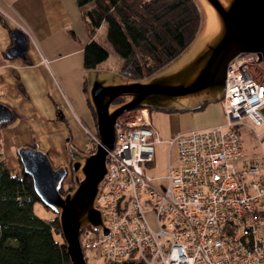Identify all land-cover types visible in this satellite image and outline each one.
Returning <instances> with one entry per match:
<instances>
[{
	"label": "built area",
	"instance_id": "1",
	"mask_svg": "<svg viewBox=\"0 0 264 264\" xmlns=\"http://www.w3.org/2000/svg\"><path fill=\"white\" fill-rule=\"evenodd\" d=\"M261 63L255 52L227 62L224 122L170 137L177 163H168L162 176L145 172L159 140L149 108L117 116L96 199L108 232L84 227L78 235L83 255L91 250L118 263L135 257L146 264H264V160L235 164L242 158L243 117L264 121V78L253 73Z\"/></svg>",
	"mask_w": 264,
	"mask_h": 264
},
{
	"label": "water",
	"instance_id": "2",
	"mask_svg": "<svg viewBox=\"0 0 264 264\" xmlns=\"http://www.w3.org/2000/svg\"><path fill=\"white\" fill-rule=\"evenodd\" d=\"M195 1L200 22L193 38L155 71L132 78L112 69L85 70V98L98 140L91 151L65 142L72 188L60 192L66 166L53 165L48 153L36 142L15 148L39 202L56 214L70 264H86L78 239L84 227L108 232L96 199L106 172V155L113 144L117 116L137 107L164 111L200 108L203 103L222 97L226 65L233 56L255 52L264 61V0ZM9 39L5 56L24 58L28 46L25 33L13 27ZM116 97L123 99L113 102ZM59 112L62 117V110ZM12 116V110L0 102V122L10 121Z\"/></svg>",
	"mask_w": 264,
	"mask_h": 264
},
{
	"label": "trees",
	"instance_id": "3",
	"mask_svg": "<svg viewBox=\"0 0 264 264\" xmlns=\"http://www.w3.org/2000/svg\"><path fill=\"white\" fill-rule=\"evenodd\" d=\"M75 3L88 38L81 48L82 67L99 68L108 56L109 45L118 59L115 70L132 78L147 76L177 55L191 41L200 22L195 0H75ZM101 23L105 25V34L99 40L96 35ZM253 73L258 74L256 70ZM81 87L85 93L84 78ZM122 99L116 97L113 102ZM85 102L90 108L86 98ZM11 120L0 122L1 128ZM65 129L67 142L71 140L67 124ZM91 132L96 135L95 129ZM88 141L90 146L85 151L93 149L94 139L88 136ZM17 162V167L7 168L0 153V264H70L56 214L41 218L34 212L33 204L39 200L30 176L22 170L18 159ZM70 188L72 182L66 188L61 186L60 192ZM100 264L146 263L131 257L122 263L103 259Z\"/></svg>",
	"mask_w": 264,
	"mask_h": 264
},
{
	"label": "crops",
	"instance_id": "4",
	"mask_svg": "<svg viewBox=\"0 0 264 264\" xmlns=\"http://www.w3.org/2000/svg\"><path fill=\"white\" fill-rule=\"evenodd\" d=\"M0 27L8 34L11 28L19 27L25 33L28 43L24 58L6 57L4 51L7 47L3 50L0 45V99L12 110L11 122L14 120L1 129V157L7 168L17 167L18 162L13 155L15 148L36 139L37 133L38 142L34 140L37 146L45 151L49 148V157L54 164L62 163L57 142L65 139L66 129L63 124H57L55 109H60L57 105L62 97L67 98L63 90L70 88L72 75L77 74L76 82L81 83L84 78L81 48L88 39L75 0H0ZM9 44L10 40L5 46ZM211 102L213 101H207L200 108L194 109H203L204 112L210 105L214 108L213 115L201 125H196V128L223 121L221 103L209 104ZM206 104L208 105L205 106ZM194 110H184V113ZM181 112L160 110L152 113L161 132L174 134L192 129L178 128L181 125ZM152 113L148 111V117L151 125L155 127L152 124ZM40 116L43 123L37 130L36 121ZM172 118H175V122ZM262 124L255 131L251 120L243 117L242 125L246 127L249 135L255 134L253 138L258 141L260 133L264 134V121ZM71 125L69 124V128L73 135H78L77 128ZM85 144L83 142L80 146L78 143L76 146L85 151ZM166 161L170 163L171 159ZM263 171L264 168V179ZM259 232L264 238V219L259 226Z\"/></svg>",
	"mask_w": 264,
	"mask_h": 264
},
{
	"label": "rangeland",
	"instance_id": "5",
	"mask_svg": "<svg viewBox=\"0 0 264 264\" xmlns=\"http://www.w3.org/2000/svg\"><path fill=\"white\" fill-rule=\"evenodd\" d=\"M104 34H105V25L104 23H101L100 26L97 29V35H96V39L102 40L104 39ZM10 40L9 39V34L5 29H2L0 27V45L3 46V50L7 47L5 46L6 42ZM5 47V48H4ZM107 49H108V56L107 58L102 61L99 65L100 69H107V67H109L112 70H115L117 68V64H118V59L117 56L114 54V52L112 51V49L110 48L109 45H107ZM258 69L256 70L258 74V77H262V79L264 78V61L263 63H261V66L257 67ZM76 73H74L72 75V81L71 83H69L70 88H66L63 90V92L65 93V95L67 96V98L62 97L60 99L59 105H57V107H59L62 110V114L64 115L65 113L67 114L66 111H68L67 116H63L59 117V115L61 114L59 112H57V121H58V125L59 124H63L65 126V124L68 125L69 128V124H73L76 128H77V132L78 135H73L71 129L70 133H71V140L70 142H72L73 144L77 142L76 145H78V143L81 144L86 141L85 147H89L90 143L88 141V133H86V131L82 128V123L85 124L91 131H94V122H93V118L90 112V108L88 107V105L85 102V93L82 90V80L81 83L80 82H76ZM80 83V84H79ZM19 89V86H18ZM23 89V88H22ZM219 102L221 103L220 99L217 101H213L209 104H216ZM208 104H206L205 106H207ZM215 107V106H214ZM221 109H222V104H221ZM64 110V111H63ZM203 109H199V110H194V111H186V113H184L185 111L181 112V125L178 126V128L180 129H188V128H196V125H201L202 123L206 122L208 118H210L213 113H214V108L212 105H210V107H208L207 109H205L206 111H202ZM150 113H158L160 110H156V109H149ZM202 111V112H201ZM223 111V109H222ZM152 113L151 115V119H152V124L155 126V131H156V135L158 137V141L155 142L153 144V155H152V160L150 161V163H146L145 164V172L149 175H154V176H162L165 174L166 169H167V165L168 162L166 161V159L170 160L171 165H176L177 163V159H176V147L174 144H170L168 142V139L170 137H172L174 134H170V133H163L161 132V130L158 127L157 121L154 117V114ZM224 114V113H223ZM172 120L175 122V118H172ZM225 120V117L223 119V121L221 123H223ZM25 121V120H24ZM29 122V120H27ZM27 121H25L27 123ZM14 122V120L12 121ZM10 122V123H12ZM38 122V126L36 124V129H40L42 127V117L40 116L39 119L36 121ZM34 123V121L32 122ZM219 123V124H221ZM254 124V123H253ZM262 124V123H261ZM253 125V128L255 131H258L259 128L263 125ZM72 126V125H71ZM240 128L239 131V138H240V142L242 145V158L235 160V164L238 166L240 164L241 159H249L251 157H263L264 156V151H262L264 149V134L259 135L260 141H258L257 138H253V133L251 135H249L248 131L246 130V127L242 124L239 125L238 130ZM253 130V131H254ZM90 131V132H91ZM180 132V131H179ZM66 136V133H65ZM65 138V137H64ZM38 142V134L36 133V139L33 138V140H31L30 144H34L35 141ZM65 139L59 140L57 142V147L58 150L60 152V158L62 159V163H58V164H54L52 162L53 165H59L62 164L64 166H66L67 172L65 177L63 178V181L61 183V186L63 187H67L69 185L70 182H72V175L70 172V168H69V163H70V158L66 152L65 149ZM258 142H261L260 144ZM74 144V145H75ZM37 145V144H36ZM75 145V146H76ZM78 148V146H76ZM80 149V148H79ZM46 152L48 153L49 156V148H47ZM14 158L15 157V153L13 154ZM250 156V157H249ZM50 158V157H49ZM51 160V159H50ZM264 160V158H263ZM17 161V159H16ZM264 173V171H263ZM73 186V184H72ZM33 209L34 212L41 218H49L52 216L53 212L49 209H46L41 203L39 202H35L33 204ZM85 262L86 264H100L103 261V258L95 251H91V250H86L85 251Z\"/></svg>",
	"mask_w": 264,
	"mask_h": 264
},
{
	"label": "flooded vegetation",
	"instance_id": "6",
	"mask_svg": "<svg viewBox=\"0 0 264 264\" xmlns=\"http://www.w3.org/2000/svg\"><path fill=\"white\" fill-rule=\"evenodd\" d=\"M57 109H58V108H56V109H55V114H57V112H58V110H57Z\"/></svg>",
	"mask_w": 264,
	"mask_h": 264
}]
</instances>
